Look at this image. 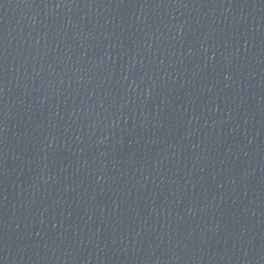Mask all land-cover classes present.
I'll return each instance as SVG.
<instances>
[{
	"label": "water",
	"instance_id": "1",
	"mask_svg": "<svg viewBox=\"0 0 264 264\" xmlns=\"http://www.w3.org/2000/svg\"><path fill=\"white\" fill-rule=\"evenodd\" d=\"M0 264H264V0H24Z\"/></svg>",
	"mask_w": 264,
	"mask_h": 264
}]
</instances>
